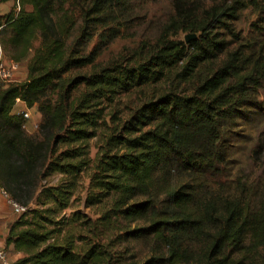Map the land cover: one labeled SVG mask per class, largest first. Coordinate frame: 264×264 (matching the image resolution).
<instances>
[{"label": "trees", "instance_id": "trees-1", "mask_svg": "<svg viewBox=\"0 0 264 264\" xmlns=\"http://www.w3.org/2000/svg\"><path fill=\"white\" fill-rule=\"evenodd\" d=\"M126 1L91 0L84 24L101 23ZM67 5L15 0L0 18L6 56L14 63L31 56L24 82L0 81V189L26 208L6 239L23 255L11 264H264V190L227 185L228 136L264 102V0L203 9L176 2L167 33L195 39L164 33L146 57L102 67L70 43L78 19ZM249 9L258 35L242 39L235 23ZM228 38L240 45L230 50ZM87 65L95 71L68 76ZM159 85L119 116L121 95ZM18 101L42 115V137L29 135ZM87 173L85 206L96 219L73 209ZM53 176H60L56 184H44ZM134 242L148 247L144 259Z\"/></svg>", "mask_w": 264, "mask_h": 264}, {"label": "rangeland", "instance_id": "rangeland-1", "mask_svg": "<svg viewBox=\"0 0 264 264\" xmlns=\"http://www.w3.org/2000/svg\"><path fill=\"white\" fill-rule=\"evenodd\" d=\"M216 1L221 0H127L124 5L115 6V11L108 12L101 23L96 22L95 24L89 23L86 25L82 15L84 8L90 9L91 0H68L67 6L76 14L78 19V25L74 30L70 43L76 44L75 47L81 52L82 56L89 57L93 55L95 58L94 65L98 67L107 66L114 61H138L141 57H146L149 49L156 44L162 34L168 32V26L178 13L176 2H179L184 8L203 9L211 6ZM93 17L97 18L96 15ZM256 20L257 15L250 9L241 13L240 19L235 23V27L242 34V39L257 37L258 34L253 26ZM85 27H87L86 30H84ZM167 34L168 38L172 40L186 41V38L191 33L173 29ZM227 40L230 42L228 47L230 50L240 45V42H236L232 38ZM39 45L40 41L35 42L34 50ZM30 59L31 56L28 60L20 63L21 67L15 72L12 80L3 81L0 79V81L4 85L24 82L27 79V66ZM94 71L95 67L93 65H87L81 69L72 70L68 76L75 78L91 74ZM163 86H149L143 90H134L129 94L121 95L116 100L115 106L116 110L120 112L119 116L123 119L128 117L133 108L139 106L143 100L150 97L155 90ZM83 91L84 87L82 86L75 92V95ZM260 98L264 101V89L261 90ZM15 112L19 115L21 121H25V128L29 135L42 137L40 125L43 119L36 108L28 109L27 106L17 103ZM25 112H28L29 118L25 117ZM107 112H115L114 107L113 109L110 107ZM107 121L108 125H112L110 117H108ZM104 129L101 128L99 130V136ZM99 144L100 137H95L89 141L92 158L95 157ZM227 151L230 162L228 177L230 184H227L228 187L235 190L234 188L239 183V185L247 184L249 190H253L255 194L263 191L264 102L262 107L257 110V114H251L248 118L239 121L238 127L234 128L233 132L228 136ZM59 179L60 176H53L44 184H56ZM89 184L90 180L87 173L83 175L80 188L73 198V209L96 219L95 210L85 206ZM256 200L257 198L255 197L254 201ZM73 211L68 210L66 212L67 216ZM18 218L19 215L14 210L12 200L0 189V252L5 256L8 264L23 256L15 252L12 247L8 248L6 245L10 226ZM132 251L137 253L140 259H144L149 249L141 242H134L132 243ZM263 257L264 249L260 260H264ZM2 262L0 258V264Z\"/></svg>", "mask_w": 264, "mask_h": 264}, {"label": "built area", "instance_id": "built-area-1", "mask_svg": "<svg viewBox=\"0 0 264 264\" xmlns=\"http://www.w3.org/2000/svg\"><path fill=\"white\" fill-rule=\"evenodd\" d=\"M20 64L19 63H14V62H8L3 56V53H0V79L3 81H10L14 78L15 72L18 70ZM19 102V101H18ZM25 117L29 118L30 115L28 112H25ZM4 192V191H3ZM7 196L8 194L4 192ZM12 204L14 206V210L17 215L22 214L25 212L26 208L20 206L16 202L12 201ZM0 258L2 259V264H8L5 256L0 252Z\"/></svg>", "mask_w": 264, "mask_h": 264}, {"label": "crops", "instance_id": "crops-1", "mask_svg": "<svg viewBox=\"0 0 264 264\" xmlns=\"http://www.w3.org/2000/svg\"><path fill=\"white\" fill-rule=\"evenodd\" d=\"M14 7H15V0H0V18L6 15L7 13H9L11 10H13ZM1 52L3 53V56L6 59V61L12 62L3 52L1 45H0V53ZM20 67L21 65L19 66V68ZM18 103H21L22 105L26 106L24 102L19 101Z\"/></svg>", "mask_w": 264, "mask_h": 264}, {"label": "water", "instance_id": "water-1", "mask_svg": "<svg viewBox=\"0 0 264 264\" xmlns=\"http://www.w3.org/2000/svg\"><path fill=\"white\" fill-rule=\"evenodd\" d=\"M195 35H190V36H188L187 38H186V42H189L190 40H192V39H195Z\"/></svg>", "mask_w": 264, "mask_h": 264}]
</instances>
